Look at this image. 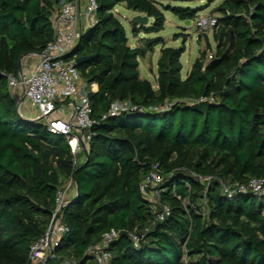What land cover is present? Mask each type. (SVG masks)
Instances as JSON below:
<instances>
[{"label": "trees", "instance_id": "trees-1", "mask_svg": "<svg viewBox=\"0 0 264 264\" xmlns=\"http://www.w3.org/2000/svg\"><path fill=\"white\" fill-rule=\"evenodd\" d=\"M96 1V24L68 55H94L76 67L97 84L88 93L92 135L74 164L64 135L18 116L6 77L22 55L52 39L59 0H0V264H29V246L46 231L56 192L70 175L77 191L57 215L68 231L49 263L70 257L89 264L87 248L110 228L142 230L154 211L139 183L153 164L163 177L159 198L171 212L137 246L121 233L108 247L110 264H264V197H227L214 179L264 177V0H222L212 29L215 47L206 42L185 78L184 41L162 46L156 88L140 77L139 58L163 39L131 47L112 9L122 2L151 17L148 25L132 23L134 35L162 30L163 10L190 20L199 9L159 6L158 0ZM210 95L212 101L101 119L116 99L147 106Z\"/></svg>", "mask_w": 264, "mask_h": 264}, {"label": "built area", "instance_id": "built-area-1", "mask_svg": "<svg viewBox=\"0 0 264 264\" xmlns=\"http://www.w3.org/2000/svg\"><path fill=\"white\" fill-rule=\"evenodd\" d=\"M96 0H59L53 15L51 26L53 37L40 51H32L20 58V69L8 73L7 83L11 91L19 89L21 97L17 96V112H21L22 102L25 100L29 108L37 111L36 116L28 117L32 121L42 120L46 130L62 134L67 140L73 156V163L78 162V154H85L87 143L92 133L91 126L95 120L91 117V103L88 93L97 90L95 82L87 83L80 76L75 58L68 55L77 45L81 36L97 22ZM217 23V15L199 17L196 21L197 28L213 27ZM34 56L33 62H24V58ZM212 56L208 51L207 59ZM212 101L213 97L201 96L188 99L166 100L158 105H140L129 99L113 100L108 109L101 114V119L131 111L162 112L178 101L188 103ZM213 177L207 176L206 180ZM222 191L227 197L240 193H251L264 197V177H250L245 181L225 182L219 178ZM163 177L157 164H153L139 183V191L148 201L154 211V216L149 225L140 231H130L125 228H110L104 232L95 245L87 248L86 253L91 256L89 264H110L111 253L108 249L110 243L125 233L134 246L144 238L147 231L158 221H163L169 214V206L159 198ZM76 193L75 179L72 175L67 177L65 183L56 192L55 209L46 231L29 246V264H51L48 258L53 255L55 247L67 233L68 227L61 223L57 215L61 208L69 202V198ZM186 205V204H184ZM55 264H79L77 260L63 257Z\"/></svg>", "mask_w": 264, "mask_h": 264}, {"label": "rangeland", "instance_id": "rangeland-1", "mask_svg": "<svg viewBox=\"0 0 264 264\" xmlns=\"http://www.w3.org/2000/svg\"><path fill=\"white\" fill-rule=\"evenodd\" d=\"M222 0H158V5H174L179 7H191L198 8V12L195 18L188 20L180 19L168 10H163L165 16L164 27L158 32L144 33L139 32L137 37L132 33V18L135 13L132 9H128L122 2L116 4L112 9L113 14L119 19L125 29L128 44L131 47L138 46L145 47L147 43L161 37L163 43H158L153 47L152 51L146 53L143 58H139V73L140 77L147 78L154 88H156L157 78V59L160 56V50L162 46L179 47L184 41L185 51L181 54L180 62L182 65L181 76L185 78L191 68V65L196 57L199 56L201 49L205 48L206 42L208 41L213 50L215 47V41L212 37V29L205 28L200 29L196 26V21L199 17L218 15L217 6ZM152 21L149 17L145 24H150ZM138 42V43H137ZM34 56H30L27 59H23V63L33 62ZM207 58V56H206ZM21 112L25 116L35 117L37 111L29 108L27 101H23L21 105ZM42 123V120H38Z\"/></svg>", "mask_w": 264, "mask_h": 264}, {"label": "water", "instance_id": "water-1", "mask_svg": "<svg viewBox=\"0 0 264 264\" xmlns=\"http://www.w3.org/2000/svg\"><path fill=\"white\" fill-rule=\"evenodd\" d=\"M147 20H148V16L146 14L137 13L136 15L133 16L132 23H134V24H145L147 22ZM185 22H188V20H186ZM93 56L94 55L80 56V57H77L75 59V62H76V64H79V63H82L84 61L90 60L91 58H93ZM19 69H20V60L17 63V70H19ZM18 116L24 120H30L26 117H23L19 113H18ZM75 184H76V182H75ZM76 191H77V186H76Z\"/></svg>", "mask_w": 264, "mask_h": 264}, {"label": "crops", "instance_id": "crops-1", "mask_svg": "<svg viewBox=\"0 0 264 264\" xmlns=\"http://www.w3.org/2000/svg\"><path fill=\"white\" fill-rule=\"evenodd\" d=\"M135 13H139V12H136L135 11ZM141 14H143V13H141ZM149 19V18H148ZM148 21V20H147ZM135 37H137V35H134ZM138 43V42H137ZM131 46V45H130ZM138 46V44L135 46V47H137ZM11 91V90H10ZM11 93H12V95H13V97H14V99H16V97L17 96H20L21 97V91L19 90V89H13V91H11ZM23 117H26V118H28L29 116H25V115H22ZM73 197V195L69 198V199H71Z\"/></svg>", "mask_w": 264, "mask_h": 264}]
</instances>
